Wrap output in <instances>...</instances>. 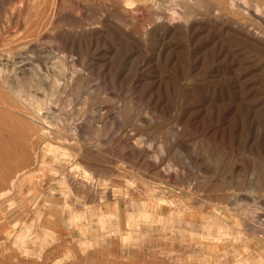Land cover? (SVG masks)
I'll return each instance as SVG.
<instances>
[{
    "label": "rangeland",
    "instance_id": "1",
    "mask_svg": "<svg viewBox=\"0 0 264 264\" xmlns=\"http://www.w3.org/2000/svg\"><path fill=\"white\" fill-rule=\"evenodd\" d=\"M0 264H264V0H0Z\"/></svg>",
    "mask_w": 264,
    "mask_h": 264
}]
</instances>
